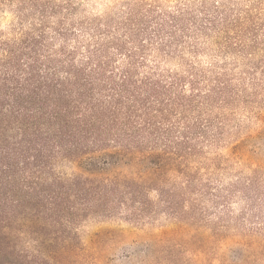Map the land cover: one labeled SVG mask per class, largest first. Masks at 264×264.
I'll list each match as a JSON object with an SVG mask.
<instances>
[{
    "label": "rangeland",
    "instance_id": "374dc122",
    "mask_svg": "<svg viewBox=\"0 0 264 264\" xmlns=\"http://www.w3.org/2000/svg\"><path fill=\"white\" fill-rule=\"evenodd\" d=\"M108 59L109 70L134 67L137 79L163 92L152 101L156 113L161 99L168 102L164 130L173 128L180 140L186 126L195 131L184 163L205 189L190 191L185 209L192 203L197 211L169 215L151 190L157 213L144 222L86 214L48 226L43 248L25 234L26 258L0 244V264H264V0H0L6 99L15 87L10 77L30 64L89 71ZM165 149L161 144L155 154ZM118 151L59 157L55 172L138 179L162 167L155 156ZM176 167L166 171L165 187H186Z\"/></svg>",
    "mask_w": 264,
    "mask_h": 264
},
{
    "label": "trees",
    "instance_id": "16d2710c",
    "mask_svg": "<svg viewBox=\"0 0 264 264\" xmlns=\"http://www.w3.org/2000/svg\"><path fill=\"white\" fill-rule=\"evenodd\" d=\"M37 64L27 69L17 64V71L24 69V75L10 77L15 87L9 99L0 93V244L11 250V257L29 256L25 234L36 235L33 240L43 248L48 243L43 233L48 226L75 224L86 214H127L144 222L157 213L149 198L151 190L159 193L169 215L184 217L197 211L192 203L190 211L185 209V203L193 201L189 192L199 191L198 186L205 189L184 163L194 150L195 131L186 126L180 140L173 128L160 126L172 112L162 97L157 100L162 108L154 112L152 96L163 94L157 86L137 79L134 67L109 70V59L95 63L89 71L73 69V65L66 69L63 62L54 70H40ZM0 87L8 90L6 83ZM161 144L168 149L155 154ZM110 146L118 148V153L155 156L162 167L138 179L63 177L55 172L59 157ZM178 164L186 170H179ZM172 166L183 174L186 187L179 183L165 187L166 171ZM37 252L43 253L40 248ZM37 252L31 255L38 256Z\"/></svg>",
    "mask_w": 264,
    "mask_h": 264
}]
</instances>
